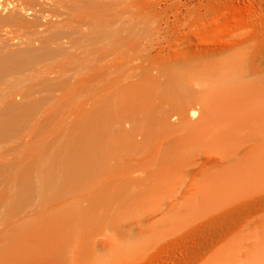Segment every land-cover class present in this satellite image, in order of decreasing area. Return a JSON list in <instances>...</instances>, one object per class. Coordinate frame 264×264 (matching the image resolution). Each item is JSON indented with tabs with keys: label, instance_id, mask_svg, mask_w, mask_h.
Returning a JSON list of instances; mask_svg holds the SVG:
<instances>
[{
	"label": "bare ground",
	"instance_id": "bare-ground-1",
	"mask_svg": "<svg viewBox=\"0 0 264 264\" xmlns=\"http://www.w3.org/2000/svg\"><path fill=\"white\" fill-rule=\"evenodd\" d=\"M110 1L0 0V264L68 263L90 214L166 190L176 153L236 132L244 96L234 108L226 81L211 86L215 65L181 56L141 69L140 27ZM254 156L204 189L263 184Z\"/></svg>",
	"mask_w": 264,
	"mask_h": 264
},
{
	"label": "rangeland",
	"instance_id": "rangeland-1",
	"mask_svg": "<svg viewBox=\"0 0 264 264\" xmlns=\"http://www.w3.org/2000/svg\"><path fill=\"white\" fill-rule=\"evenodd\" d=\"M118 1H110L111 15L127 14L140 27L141 69L205 57L217 69L211 86L228 83L231 107L237 95L244 98L229 141L176 153L167 163L166 190L125 196L90 214L66 264H264V182L225 194L204 189L232 174L231 161L250 152L264 160V0ZM55 237L40 249L58 247Z\"/></svg>",
	"mask_w": 264,
	"mask_h": 264
}]
</instances>
